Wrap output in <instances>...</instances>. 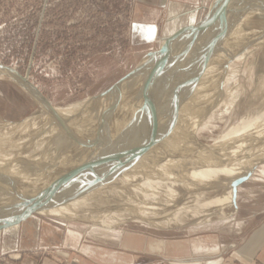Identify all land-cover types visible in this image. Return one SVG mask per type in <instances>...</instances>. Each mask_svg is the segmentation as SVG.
I'll return each mask as SVG.
<instances>
[{
    "label": "rangeland",
    "instance_id": "374dc122",
    "mask_svg": "<svg viewBox=\"0 0 264 264\" xmlns=\"http://www.w3.org/2000/svg\"><path fill=\"white\" fill-rule=\"evenodd\" d=\"M218 1L0 0V65L18 72L49 102V105L42 104L21 84L17 77L0 69V159L2 158L0 167L6 175V172H10L11 169L15 171L16 167L7 163L17 158L19 154V158L27 156L21 160L22 166L24 162L26 163H24L26 166L23 167H30L32 171L42 169L40 172L35 171L30 174H28L29 170L8 173L10 178L8 177L7 183L4 182L7 188L0 189V202L8 201L13 197L12 201L19 200L21 203L27 198L23 196H36L39 186H37L38 189L35 187L33 190L29 189L31 186L34 187L30 184L38 183L40 180L42 182V179L54 176L57 169L63 165V160L71 154L70 149L72 150V148L77 150L76 154L74 153V160L77 163L72 166L66 164L65 172L63 175H59V179L79 167L80 164L90 161L96 154L87 157L85 155L86 147L94 143L95 141L92 140L96 139L99 134L102 136L101 138H105L109 127L113 128L109 133V140H105L106 148L101 157L103 162L82 180L83 183L79 185L80 190L77 191V194L75 193L65 203L63 202L64 204L68 202L67 204H70L74 213L77 212L78 215L62 218L42 211L20 226L0 232L1 263L27 256L28 260L35 264H70L72 261H78L76 253L90 255L98 264H163L167 261L174 262L202 255H205L207 261L212 263L221 259L222 255L240 244L247 232L259 220V214L261 215L263 213L261 211L264 209L263 139L254 138L253 144H250V141V145L245 148L237 145L238 141L248 138L247 134L250 136L252 132L255 133L256 124L259 126L258 133H256L261 136L264 134V124L260 126L261 123H258V116L261 115L259 112H264V45L262 46L261 43L262 40L264 43V35H260L262 32L264 34L262 30V28L264 29V0H249V2L248 0H233L229 3V8L228 4L226 14L242 20L238 23L241 25L240 23L244 22L245 25L242 24L245 26L244 28L238 26L233 32L231 31V35L229 34L223 39L224 41L215 40L216 37L211 32H203L202 35L196 36L194 39L192 36L196 33L189 31L175 45L174 49H177L171 56L160 63L156 69H152L151 73L148 74L149 71H147L143 75L131 79L127 82L129 85L125 89L122 87L109 97L102 98L114 85L145 63L149 54L159 51L170 36L174 35L181 27L189 25L186 24L188 20L193 22L194 19H197L199 21L213 13ZM254 14L255 17H252ZM247 16L255 20L252 18L243 20V17L247 18ZM258 16L263 18H257ZM245 20L248 21L247 26L252 24V27H247ZM254 23H258V25L256 26ZM245 28L250 29L248 33ZM233 33L235 37H233ZM246 36L248 41H246ZM228 39L233 40V42L231 41L232 45L229 42L230 47L226 41ZM223 42L227 45L225 46ZM219 45L223 46L224 50L229 49L225 53L222 50L220 54L218 52L211 57H215V64L217 62L218 65L221 64L219 66H221L222 72L220 76L215 73L216 77L213 78L212 73L208 70L210 74L205 78L202 70L207 69L209 65H206V62L201 63V60L196 57H200L199 55L202 54L201 57L205 59L204 52L219 47ZM182 84H185V87ZM187 84L188 86H186ZM148 86H151L150 90L147 88ZM184 89L191 97L199 90L200 94L205 93V95L202 94L203 101L201 100V103L203 104L209 97L215 99L217 93L222 89L224 95L219 102V107L217 106L215 109L214 102L211 103V106L209 104L207 109L206 105L202 109L203 104L200 105L198 102L201 106L199 107L196 103L198 109H195H200V111L199 115L194 118L188 136H195V141L203 146L192 149L190 144H185L186 146L182 145L184 149L178 146L179 152L169 153L166 151L164 153L167 157H187L186 163L180 161L172 164L168 161L166 164L159 146L156 145L155 150L153 148L150 151H147L144 146L146 140L149 139H155L154 141L157 139L159 144H167V136L163 134L162 130L168 131L167 135L170 134V130L162 127L170 124L169 113L171 111H173V116L177 115L176 122L182 123L181 118L186 109L175 112L177 109L175 107L172 109L171 101L177 97L176 99L182 102L188 96L185 97L187 92L185 93ZM180 90L184 93L181 97ZM175 95L177 96L175 97ZM234 95L240 97L231 105L230 97H235ZM91 103L93 104L90 105ZM123 106L124 108L129 106V108L127 113L121 115L119 111ZM107 108L109 111L112 110L109 119L107 118L108 126L103 117H108L104 115L108 111ZM56 110L67 111H59L60 114H58L55 112ZM86 112H89L90 116ZM62 113L69 114V117L61 116ZM101 113L104 114L99 117ZM33 117L37 119L40 117V120L35 123V126L38 127L37 130L26 133L25 128H18L25 124L27 119ZM102 117L104 120L103 123H100ZM243 118L244 124L242 123L244 122ZM95 122L97 125L94 124ZM250 122L252 124H249ZM103 125L104 128H102ZM11 126H15L14 129ZM40 126L43 129L40 130ZM81 127L83 129L85 127V129L83 130ZM90 129H98L97 131L101 130L102 132L94 133L95 130ZM233 129H236L234 134L237 133V137H233ZM237 129L240 130V133ZM51 131L54 132L44 139V136ZM89 131L93 132H91L93 136L88 134ZM77 133L80 134L81 139ZM230 133L231 135H228ZM151 134H154V137ZM241 134L242 137H240ZM90 136L93 138L90 139ZM231 136L236 140L233 139L232 144L229 141L228 144L231 147L227 148L229 145L221 140H226ZM87 138H89L88 141ZM76 140L78 141L75 142ZM254 142L257 145H254ZM233 144L235 146L232 147ZM40 146L41 149L36 151ZM168 146L173 145L168 144ZM214 146H219L223 151L233 149L230 165L233 163L236 153L239 155L235 164L240 165L242 169L236 172L237 177L253 166H257L253 177L240 187L242 196L241 199H238L236 212L229 211L228 193L225 189L229 174L225 176L224 183L218 189H212L214 185H211V189L208 186L209 189L206 186H201V188L194 186L195 181L190 180L187 175L191 167L198 169L197 172L205 168L204 166L208 162L207 158L203 163H198V160L204 155L203 153L210 152ZM142 147L144 148L140 150ZM213 149L216 152L220 151L217 148ZM186 151L189 155L185 153ZM54 152L58 153L56 156L61 157L52 163H46L52 158L51 154ZM10 153L12 155H9ZM22 153L24 154L22 155ZM139 154L140 156H153L157 161H161L160 164H154L152 160L147 161L153 167V172L159 171L164 176L161 183L159 182L157 185L159 184L165 189H160V191L158 189L156 192L158 194H153V198L152 195L146 194V188L136 189L134 186L128 185L130 182L123 183L120 179L121 173L126 172L125 169H130L141 158L138 156ZM116 155L117 157H115ZM251 155L252 157H250ZM105 158L115 161L112 162L110 159L111 162H108L112 165L108 167L109 163L104 162ZM122 158L124 160H120ZM131 158L133 161L130 160ZM134 161L135 163H133ZM217 161H215L217 164H228L226 161ZM3 162L10 168L6 166V170L3 167ZM125 162L126 164L131 162L130 164L133 165H125ZM244 162H247L246 166ZM157 166L160 167V170L156 168ZM197 172L194 173L193 178H198ZM97 175H99L98 178ZM36 176L37 178L30 182ZM101 176L106 179V184L102 185L104 182L101 179L95 183V186L102 183L98 185L99 188L102 186L107 189H96V191L95 189H86L91 187L95 177V181H97ZM21 179L23 184L16 187L17 180ZM107 179L116 181L117 184L120 183V188L124 185V187L137 190L139 192L136 194L139 195L141 192L142 196L135 198L133 195H127L128 198L120 193L123 189H118L116 184L107 182ZM12 180L15 182H11ZM142 181L144 182L141 187H146L145 182L147 181L152 186L150 189H153V181L148 179ZM217 182L220 181H214L212 184H218ZM77 183L75 181L76 185ZM75 187L71 186L68 189H76ZM203 188L207 191L205 198L202 197L205 193L196 194L198 189ZM91 193L93 199H100V201H95L98 205L101 202L99 207L95 205L94 208L89 206V208L80 207L79 209L76 204L79 202V198L88 197L92 195ZM110 198L114 200L112 207L105 201ZM188 202L192 205L185 206ZM74 204L75 206H72ZM108 212L113 213L111 215ZM120 212L126 220L116 222ZM253 212H256L258 216L252 215L251 217ZM225 213L228 216L231 214V216L229 218L221 217V220L217 219L218 215ZM101 215L114 225L104 227L98 223L97 221L100 220L98 217ZM89 217L95 219H89ZM89 248L94 254L85 253V250Z\"/></svg>",
    "mask_w": 264,
    "mask_h": 264
},
{
    "label": "bare ground",
    "instance_id": "6f19581e",
    "mask_svg": "<svg viewBox=\"0 0 264 264\" xmlns=\"http://www.w3.org/2000/svg\"><path fill=\"white\" fill-rule=\"evenodd\" d=\"M231 2H233V0H223L222 2H221V4H220V6H219V11H221V9H222V11L223 12H226V9H227V6H228V4L229 3H231ZM248 2H249V0H248ZM216 4V3H215ZM257 4V3H256ZM245 6V5H244ZM256 6V5H255ZM213 7H214V5H213ZM230 7V4H229V6H228V8ZM233 9V8H232ZM257 12V11H256ZM254 13V12H253ZM258 14V13H257ZM263 14V13H262ZM239 16V15H238ZM252 17H255V14H254V16H252ZM252 17H248L247 16V18H244L243 17V20L244 19H251ZM241 18V17H240ZM257 18H261V17H257ZM256 18V19H257ZM263 18V17H262ZM261 18V19H262ZM242 19V18H241ZM259 20L260 22L262 21V20ZM252 20H255L254 18H252ZM239 21H242V20H239ZM258 21V20H257ZM245 22H246V26L248 25V21H246L245 20ZM252 22V21H251ZM241 25H238V26H241V27H245V26H243V25H245V23L244 22H242V23H240ZM243 24V25H242ZM255 24V23H254ZM264 24V23H263ZM252 25V24H251ZM250 25V26H251ZM256 26L258 25V23L257 24H255ZM237 26V27H238ZM250 26H247V27H250ZM237 27L235 28V29H237ZM252 27V26H251ZM253 28H254V26H253ZM252 28V29H253ZM239 29V28H238ZM246 29V28H245ZM255 29V28H254ZM253 29V30H254ZM239 30H242V29H239ZM247 30V29H246ZM246 30H245V32H246ZM250 29H248L247 30V33H248V31H249ZM252 30V31H253ZM256 30V29H255ZM258 30V29H257ZM261 30V28L259 29V31ZM262 30L264 31V29L262 28ZM252 31H251V33H252ZM258 31V32H259ZM232 32H233V30H232ZM236 32V31H235ZM234 32V33H235ZM244 31H243V34L245 33ZM234 33H233V37H235L234 36ZM263 33V32H262ZM260 34V35H264V34ZM203 34V32L202 31H200V32H197L196 34H194L192 37H194V39H195V37L196 36H199V35H202ZM232 33H230V35H231ZM237 34V36H239V34L238 33H236ZM241 34V33H240ZM242 35V34H241ZM245 35V34H244ZM258 35V33L256 32V36ZM236 36V37H237ZM249 36H250V34H249ZM252 36H253V34H252ZM240 37V36H239ZM243 37V36H242ZM251 37V36H250ZM241 38V37H240ZM244 38V37H243ZM246 38H247V40L246 41H248V37L246 36ZM251 38H253V37H251ZM193 39V40H194ZM225 39V38H224ZM242 39V38H241ZM250 39V38H249ZM255 39V38H254ZM253 39V40H254ZM257 40H258V38H256ZM229 40V41H228ZM228 40H226L227 42H228V46L230 47L231 45H232V42H233V40L232 39H228ZM240 40V39H239ZM251 40V39H250ZM260 40H262V39H260ZM259 40V41H260ZM224 41V40H223ZM225 41V42H226ZM232 41V42H231ZM241 41V40H240ZM229 42H231V45H230V43ZM244 42V41H243ZM255 42V41H254ZM219 43V42H218ZM257 43H259L258 41H257ZM262 46L264 45V43H263V40H262ZM220 44V43H219ZM223 44H225V46L227 45V43H224L223 42ZM234 44V43H233ZM243 45V44H242ZM261 45V44H260ZM218 46V45H217ZM220 47H222V49H220ZM177 49V48H176ZM176 49H174V50H176ZM220 49V50H219ZM174 50H173V52H174ZM222 50H224L223 49V46H220L219 45V47H215V48H213V49H211L210 51H206V52H204L205 54V56L204 57H206L205 59L204 58H202L201 56H202V54L201 55H199L200 57H196V58H198L199 60H201V63H205L206 65H209L208 66V68L206 69L205 68V70L203 71L202 70V72L204 73V75H205V78H207L208 77V75L210 74V72L212 73V75H213V78L214 77H216V75L217 76H220V73L222 72L221 70H222V68H221V66H219V65H221V64H219L218 65V62H217V64H215V61H214V59H215V57L214 58H211V57H213V56H215V54H218V52H219V54L221 53V51ZM229 50V49H228ZM227 49H225L223 52L225 53V51H228ZM233 50H235V49H233ZM253 52V51H252ZM227 55V54H226ZM195 56V55H194ZM198 56V55H197ZM228 56V55H227ZM195 59V58H194ZM197 59V60H198ZM196 60V61H197ZM228 60V59H227ZM190 62V61H189ZM208 62H210L209 64H208ZM153 65H154V63H153ZM184 66V65H183ZM194 66V65H193ZM197 66H199V65H197ZM234 66H235V64H234ZM174 67V66H173ZM172 67V68H173ZM186 67V66H185ZM206 67V66H205ZM194 68V67H193ZM223 68H224V66H223ZM154 69V68H153ZM197 69V68H196ZM199 69V68H198ZM232 69V68H231ZM210 72H209V71ZM5 70H3V72H4ZM151 71V70H150ZM148 72V74L149 73H151V72ZM229 71V70H228ZM197 72V71H196ZM214 73V74H213ZM215 73H216V75H215ZM236 73V72H235ZM238 74V73H237ZM236 75V74H235ZM211 77V76H210ZM221 79V78H220ZM210 80V79H209ZM213 80V79H212ZM230 80H231V78H230ZM233 81V80H232ZM186 82H188V81H186ZM211 82V81H210ZM210 82H208L209 83V85H210ZM134 83V82H133ZM185 83V82H184ZM126 85L125 86H122L123 87V89H125L126 88V86L127 85H129V83H125ZM196 84H198L197 82H196ZM182 85H184V87H185V84H182ZM206 85H208L207 84V82H206ZM212 85V84H211ZM186 86H188V84L186 85ZM219 86V85H218ZM122 87H120V88H116L110 95H112L113 93H115V92H117V91H119V89H121ZM151 87V86H150ZM149 86L147 87L148 89L150 88ZM183 86H182V88H184ZM211 87V86H210ZM214 86H212L211 88H213ZM129 88V87H128ZM193 88H195V87H193ZM198 88V87H197ZM211 88H209V89H211ZM189 89V88H188ZM208 89V88H207ZM206 89V90H207ZM208 89V90H209ZM150 90V89H149ZM218 90H219V88H218ZM223 90V89H222ZM219 91L218 93H217V89H216V93H217V95H216V98L215 99H210V97L207 99V101L206 102H204V104L203 103H201V100L203 101V99H202V94H200L201 92H196L195 94H193V96L191 97V95L189 96L188 94V92H187V90L185 91V89L183 90V91H185V93H186V95H185V99L184 100H182V102H179L176 98V96L177 95H175V99L173 98V101H171L172 103V105H171V107H172V109H173V107H175L177 110H175V112L176 111H178V110H182V109H186V111H185V114H184V116H182V118H181V121H182V123L181 124H178L176 121H177V118H176V114H174V116L172 115V112L173 111H171L169 114H170V118H169V120H170V124L169 125H167V126H164V127H162V128H164V129H168V130H170V134L169 135H167L168 134V131H164V130H162L163 131V134H165L166 136H167V144H159V141H157V139H156V141H154L155 139H149V140H146V142H145V149L147 150V151H150L151 149H153L154 148V150H155V146L157 145V146H159L160 147V151H161V153L164 155V162H166V164H167V162L169 161V162H172V164L173 163H179L180 161H182V162H184V163H186L187 162V157H183V158H175V157H167V156H165V153L164 152H169V153H172V151L174 152V151H178V146H181V149H184L183 147H182V145L183 146H186V145H189L190 144V148H192V149H194V147L195 148H201V146H203V145H199L195 140V136H193V137H189L188 136V132H189V130H190V128H191V126H192V124H193V122H194V118L196 117V116H198L199 115V111H200V109L199 110H196V109H198V108H196L197 107V105H196V103L198 104V102H200V105L201 104H203V107H202V109H204V107H205V105H206V109H207V107H208V105L210 104V106H211V103L212 102H214V109L215 108H217V106L219 105V102L222 100V97H223V95H224V91ZM183 91L182 90H180L179 92L181 93H179L178 91V93L180 94V97L184 94L183 93ZM193 91H194V89H193ZM125 92V91H124ZM127 92H129V91H127ZM169 92V91H168ZM204 92V91H203ZM221 92H223V93H221ZM213 93V92H212ZM124 94V93H123ZM109 95V96H110ZM128 95V94H127ZM159 95V94H158ZM203 95H205V93L203 94ZM213 95V94H212ZM109 96H103L102 98H106V97H109ZM126 96V95H125ZM156 96H157V93H156ZM196 98H195V97ZM208 96H209V94H208ZM235 96V95H234ZM238 97H240V96H238V95H236L235 97H230L231 99V102H230V104L231 105H233L235 102H236V100L238 99ZM184 98V97H183ZM110 99V98H109ZM200 99V100H199ZM204 99H206V98H204ZM211 100V101H210ZM210 101V102H209ZM125 102L127 103V100H125ZM209 102V103H208ZM93 103H91L90 105H92ZM251 104H252V102H251ZM125 105V104H124ZM250 105V104H249ZM109 106V105H108ZM107 106V107H108ZM198 106H199V104H198ZM102 107V106H101ZM110 107H112V106H110ZM109 107V108H110ZM117 107V106H116ZM126 107V106H125ZM199 107H201V106H199ZM219 107V106H218ZM121 108V110L119 111L120 113H121V115H123V114H125V113H127V109L129 108V106L127 107V108H124V106L123 107H120ZM124 108V109H123ZM196 108V109H195ZM230 108V107H229ZM73 109H75V108H73ZM72 109V110H73ZM108 109V108H107ZM110 109H112V108H110ZM264 109V108H263ZM262 109V110H263ZM67 110H70V109H67ZM67 110H56L55 112L56 113H58V114H60L59 113V111H67ZM71 110V111H72ZM109 110V109H108ZM208 110H210V109H208ZM207 110V111H208ZM261 110V109H260ZM259 110V111H260ZM112 111V110H111ZM110 111V112H111ZM206 111V112H207ZM254 111V110H253ZM54 112V111H53ZM203 112V111H202ZM262 112V113H261ZM261 112H259L260 114V117L258 116V118H259V124H260V126L262 125V124H264V112L263 111H261ZM95 113V112H94ZM106 113V112H105ZM112 113V112H111ZM193 113H196V114H194L193 115ZM201 113V112H200ZM251 113V112H250ZM86 114H88L89 116H90V114H89V112H86ZM95 114H97V113H95ZM104 113H101V115H99V117L100 116H102ZM119 114V113H118ZM117 114V115H118ZM74 115H76L75 113H74ZM104 115H107V114H104ZM113 115V114H112ZM61 116H68L69 117V114H61ZM76 116H78V114L76 115ZM248 116V115H247ZM246 116V117H247ZM52 117V116H51ZM53 117H54V115H53ZM86 117V116H85ZM106 120V124H107V121H109V120H107V117H105V116H103ZM103 117H102V120H100L99 122L100 123H103L102 121L104 120L103 119ZM110 117H112V116H110ZM246 117H245V119H246ZM248 118V117H247ZM83 119V118H82ZM95 119V118H94ZM93 119V120H94ZM100 119V118H99ZM109 119V118H108ZM38 120H40V117L37 119V118H35V117H33V118H31V119H27L26 121H25V124H23L22 126H20V127H18V128H25V132L26 133H28V131H35V130H37V126H35V123H36V121H38ZM90 120V119H89ZM243 120H244V118H243ZM97 121H98V119H97ZM160 121V120H159ZM40 123V122H39ZM97 122H95L94 124H96ZM160 124H161V121L159 122ZM243 124L245 123V120H244V122H242ZM242 123H241V126H242ZM249 124H252V122H250ZM7 125V124H6ZM84 125V124H83ZM83 125H81V126H83ZM97 125V124H96ZM239 125H240V123H239ZM102 126V125H101ZM107 126H108V124H107ZM106 126V127H107ZM206 126V125H205ZM241 126H240V128H241ZM257 126V127H256ZM256 126H254V127H256V131H255V133L257 132V128H259V126L256 124ZM264 126V125H263ZM14 127L15 126H11V128L12 129H14ZM85 127H86V125H85ZM85 127H84V129H85ZM89 127H91V126H89ZM88 127V128H89ZM96 127V126H95ZM250 127V126H249ZM82 128V127H81ZM92 128H94V127H92ZM99 128H100V126H99ZM98 128V129H99ZM102 128H104V125H103V127ZM242 128H243V126H242ZM41 129H43V128H41V126H40V130ZM83 129V128H82ZM81 129V130H82ZM83 129V130H84ZM98 129H90V130H95V131H93L94 133H100V131H97ZM197 129H198V127H197ZM51 130H54V129H51ZM82 130V131H83ZM232 130V129H231ZM234 130H236V129H233V134H234ZM238 130V129H237ZM251 130L252 131H254L252 128H251ZM91 131V132H92ZM97 131V132H96ZM150 131V130H149ZM148 131V132H149ZM162 131H160V133H162ZM239 131V133H240V130H238ZM243 131V130H242ZM23 132V131H22ZM54 131H51L50 133H47V135H45L44 136V139H47L48 138V136L49 135H51V133H53ZM91 132L89 131V133L88 134H90L91 135ZM92 132V133H93ZM102 132V131H101ZM147 132V133H148ZM198 132V131H197ZM150 133H151V131H150ZM242 133V132H241ZM251 133V132H250ZM254 132H252V134L249 136V134H247L248 135V138L247 139H244L243 141L242 140H240V141H238V143H237V145H240L242 148H245L246 146H248V145H250V144H253L252 142H253V139L254 138H261V139H263V142H264V134H262V136H261V134H255ZM78 134V133H77ZM196 134V133H195ZM194 134V135H195ZM232 134V135H233ZM237 133H235L234 134V136L233 137H237V135H236ZM254 134V135H253ZM15 135V134H14ZM21 135V134H20ZM19 135V137H21ZM147 135V134H146ZM152 136L154 135V134H151ZM228 135H231V133L230 134H228ZM17 136V135H16ZM25 136V135H24ZM81 136H84V135H81ZM91 136H93V135H91ZM90 136V137H91ZM94 136H96L95 134H94ZM139 136V135H138ZM226 136V135H225ZM224 136V137H225ZM5 137V136H4ZM12 137H14V136H12ZM11 137V138H12ZM29 137V136H28ZM78 137L81 139V137H80V134H78ZM88 137H89V135H88ZM102 136H100V134L98 135V137H96V139L94 138V140H92V141H96L98 138H101ZM154 137V136H153ZM223 137V136H222ZM223 137V138H224ZM240 137H242V134L240 135ZM10 138V137H9ZM16 138V137H15ZM93 137H91L90 139H92ZM151 138V137H150ZM21 139H23V138H21ZM80 139H79V142H80ZM233 139H235V138H232V136L229 138L228 137V139H226V140H221V141H224L223 143H225V144H228V143H230L229 141H231V143L230 144H232L233 142H232V140ZM3 140H4V138H3ZM89 140V138H87V141ZM236 140V139H235ZM249 140V141H248ZM78 140H76L75 142H77ZM86 141V142H87ZM250 141H251V143H250ZM258 141V140H257ZM78 142V143H79ZM218 142H220V141H218ZM18 143V142H17ZM42 143V142H41ZM46 143V141L44 142V144ZM82 143V142H81ZM89 143V142H88ZM250 143V144H249ZM255 143V142H254ZM262 143V142H261ZM260 143V144H261ZM37 144H38V142H37ZM37 144H35V145H37ZM83 144V143H82ZM168 144H170V145H173V146H168ZM186 144V145H185ZM218 144V143H217ZM221 144V143H220ZM259 144V145H260ZM12 145H13V143H12ZM34 145V146H35ZM38 145H40V144H38ZM42 145V144H41ZM229 145V144H228ZM254 145H257L256 143L254 144ZM43 146V145H42ZM73 146V145H72ZM225 146V145H224ZM233 146H235L234 144L232 145V147ZM19 147V146H18ZM26 147V146H25ZM144 147H142L140 150H142ZM205 147V146H204ZM221 147V146H220ZM225 147H227V146H225ZM229 147H231L230 145L227 147V148H229ZM17 148V147H16ZM35 148H37V147H35ZM39 148L41 149V146L40 147H38V149H36V151L37 150H39ZM76 148V147H75ZM213 148H217L218 150L220 149L219 148V146H217V147H213ZM213 148H211L210 149V152L208 151V152H205V153H203L204 155L202 156V157H200L199 158V160H198V163H203L204 161H205V159L207 158V161L208 162H206V165L203 167L204 169H202V171H200V172H197V171H199L198 169H196L195 167H191L190 169H189V171L187 172V175H189V177H190V180L191 179H193V181H195L194 183V186H197V187H200L201 188V186L202 187H210V189H211V185H214V188H212V189H218L219 187H220V185L222 184V183H224V180H225V176L227 175V174H229L228 175V179H227V181H226V193H228V199H229V201H228V203H229V211H233V212H236L237 210H238V201H237V208L234 206V204H233V190H232V182L235 180V179H237V178H239V177H243V176H245V175H247L248 173H250V172H252L253 174L256 172V169H257V166L255 165V166H253L252 168H250L248 171H245V172H243L242 173V175H240V176H238L237 177V174H236V172H238L240 169H242V168H240V165H238V164H235L236 163V161L238 160V154L236 153V155H235V158H234V161H233V163L230 165L229 163V161H230V159L232 158V154L231 153H233V149H228V151H226L225 150V148H224V150L225 151H223V149H220V151L219 152H216V150H214ZM187 149V148H186ZM257 149V148H256ZM76 150V149H75ZM74 150V148H72V150L70 149V152H71V154L69 155V157L67 158V159H64L63 160V165L62 164H60V165H62V166H60V168L59 169H57V173L54 175V176H49V177H47V179L45 178V180L44 179H42L43 181L41 182V180H40V182H38V183H35V184H33V180H35L36 178H37V176L35 177V178H33L32 180H30V182H32L31 184H30V186L31 185H33L34 187H29V189H35V187L37 188V186H39L38 188H39V192H38V194L39 193H41L43 190H45V189H47L48 187H50L55 181H57L59 178V175H63L64 174V172H65V166H66V164H69V165H74V163H77V162H75V160H74V155L76 154L75 152H77V150L75 151ZM197 151H198V149H196ZM244 150V149H243ZM16 151V150H15ZM15 151H13V152H15ZM145 150H143V152H144ZM205 151V150H204ZM207 151V150H206ZM244 151H246V150H244ZM243 151V152H244ZM250 151V150H249ZM4 152V151H3ZM24 152V151H23ZM179 152V151H178ZM228 152V153H227ZM75 153V154H74ZM145 153V152H144ZM187 155H189L188 154V152L186 151L185 152ZM14 154V153H13ZM24 153H22V155H23ZM58 154V153H57ZM55 152L54 153H52L51 155H52V158L50 159V160H48L46 163H52V161H54L55 159H57V158H59V157H61V156H56L57 155ZM146 154H148V152H146ZM2 155H5V154H2ZM9 155H12L11 153L9 154ZM26 155V154H25ZM38 155V154H37ZM141 155H142V153H141ZM156 155V154H155ZM253 155V154H252ZM252 155L250 156V157H252ZM18 156H19V154H18ZM17 156V158H14L12 161H10L9 163H11V164H9V163H7V161H6V163L8 164V165H14L15 167H16V169H15V171L17 172V171H24L25 172V170H29L28 172V174H30V173H35V171L36 172H40L42 169H35V170H31L30 169V167H23V166H26V165H24V163H23V166H22V161L21 160H23V159H25V158H27V156L26 157H24V156H21V158H19ZM139 157H141L136 163H135V161L133 162V163H135L133 166L130 164V163H128V164H130L132 167L129 169H125V170H127L126 172H124V173H121V181H123V183L124 182H130V184L128 183V185H131V186H134L136 189H140V188H146V194L149 196V195H152V198H153V194H155V195H157L158 193H156L157 191H158V189H159V191H160V189H165V188H162L159 184L157 185V183H161V180L164 178V176H163V174H161V173H159V171L157 172L156 170H155V168H154V172H153V167H151L150 165H149V163L147 162V161H149V160H152L153 161V163L154 164H160L161 163V161L160 160H156V158L155 157H153V156H149V155H146V156H140V154L138 155ZM178 156V155H177ZM114 157V156H113ZM115 157H117V155L115 156ZM135 157H137L136 155H135ZM138 157V158H139ZM71 158H73V159H71ZM119 158V157H118ZM134 158V157H133ZM2 159V158H1ZM0 159V161H2ZM117 159V158H116ZM160 159V158H159ZM162 159V158H161ZM162 159V160H163ZM119 160V159H118ZM120 160H124L123 158L122 159H120ZM131 161H133V159L131 158L130 159ZM216 160H221V161H226L228 164H224V165H221V164H217L215 161ZM245 160V159H244ZM38 161V160H37ZM111 161H112V159H111ZM110 161V162H111ZM113 161H115V160H113ZM112 161V162H113ZM217 161V162H218ZM5 162V161H4ZM3 162V163H4ZM110 162H107V163H109V165H107L108 167H110L111 165H110ZM120 162H122V161H120ZM2 163V164H3ZM6 163H4L3 164V167L5 168L6 166H7V164ZM106 163V162H105ZM163 163V162H162ZM223 163V162H222ZM245 163H247V162H244V164ZM26 164V163H25ZM47 164V165H48ZM121 164V163H120ZM128 164H126V162H125V165H128ZM233 164H235V165H233ZM243 164V165H244ZM5 165V166H4ZM12 165V166H13ZM47 165H46V167H47ZM81 165V164H80ZM104 166L106 165V164H103ZM130 165H128V166H130ZM146 165H148V166H146ZM161 165H163V164H161ZM176 165V164H175ZM242 165V164H241ZM0 166H2L1 164H0ZM12 166H11V168H12ZM30 166V165H29ZM32 166V165H31ZM115 166V165H114ZM156 166V165H155ZM245 166H246V164H245ZM8 168H10L9 166H7ZM116 167H118V166H116ZM127 167V166H126ZM173 167V166H172ZM1 168V167H0ZM157 169H159L158 168V166L156 167ZM6 169V168H5ZM45 169V168H44ZM43 169V170H44ZM123 169V168H122ZM162 169V168H161ZM2 170V171H1ZM1 170H0V189H6L7 188V186H6V184L5 183H7L8 182V177L10 176V175H8V173L10 174L11 172H13L12 171V169H11V171L9 172H6L7 173V175L5 174V171L1 168ZM7 170V169H6ZM160 170V169H159ZM4 171V172H3ZM14 171V172H15ZM162 171V170H161ZM230 171V172H229ZM13 172V173H14ZM23 172V173H24ZM195 172H197V174H198V178L197 177H192V176H194V173ZM229 172V173H228ZM18 173V172H17ZM165 173V172H164ZM16 174V173H15ZM15 174H13V175H15ZM95 174V173H94ZM12 175V176H13ZM96 175V174H95ZM12 176H11V178H12ZM21 176V175H20ZM98 176L99 175H97L96 177L98 178ZM17 177V176H16ZM39 177V176H38ZM95 177V178H96ZM192 177V178H191ZM253 177V176H252ZM10 178V177H9ZM95 178H94V180H93V182L95 181ZM101 179H103V182H104V184H102V185H105L106 184V179H104L102 176L99 178V179H97V181H95L94 182V184H92L91 183V187H89V188H86V189H95V191H96V189H107V187L105 188V187H102L101 186V188H99L100 186H98V185H101V184H97V186H95V183H97L98 181H101ZM149 180V181H153V189H150V187H152L151 186V184H148V182L146 181V180ZM216 179V180H215ZM142 180H145L146 182H145V184H146V187H141V184H143V182L144 181H142ZM220 181V182H217L218 184H212V183H214V181ZM29 181V180H28ZM28 181H26V182H28ZM86 181V180H85ZM84 181V182H85ZM88 181V180H87ZM110 181V180H109ZM108 181V179H107V182H109ZM5 182V183H4ZM11 182H13V180L11 181ZM14 182H15V180H14ZM13 182V183H14ZM154 182H156L155 184H154ZM29 183V182H28ZM77 183V182H76ZM83 183V182H82ZM87 183V182H86ZM85 183V184H86ZM100 183V182H99ZM109 183H113V184H116L118 187H119V184L120 183H118L117 184V182L115 181H110ZM9 184V183H8ZM12 184V183H11ZM21 184H23V180L21 179V180H17V182H16V187L17 186H21ZM39 184V185H38ZM75 184V183H74ZM15 185V184H14ZM13 185V186H14ZM76 185V184H75ZM75 185H73L74 187H75ZM78 185V184H77ZM76 185V189H79L80 190V188H79V186H77ZM87 185V184H86ZM108 185V184H107ZM106 185V186H107ZM115 185V186H116ZM150 185V186H149ZM204 185V186H203ZM89 186H90V182H89ZM10 188H11V186H9ZM23 187V186H22ZM26 187H28V186H26ZM85 187V186H84ZM83 187V188H84ZM207 187V188H208ZM213 187V186H212ZM37 188V189H38ZM82 188V189H83ZM108 188H111V187H108ZM194 188V187H193ZM193 188H191V189H193ZM9 189V188H8ZM14 189H16V188H14ZM81 189V190H82ZM118 189H123V190H121L120 191V193L122 194L123 193V195L124 196H127V195H133V197H135L136 198V196H142V195H140L141 194V192H140V194L138 195V194H136V192H139V191H137V190H133V189H131L130 187H124V185H122L121 186V188L119 187ZM209 189V188H208ZM240 189V188H239ZM27 191V190H26ZM78 191V190H77ZM84 191V190H83ZM86 191V190H85ZM89 191V190H88ZM81 192V191H80ZM91 192V191H90ZM15 193V192H14ZM24 193V192H23ZM26 193V192H25ZM81 193H83V192H81ZM85 193V192H84ZM89 193V192H88ZM88 193H86V194H88ZM202 194V193H205L204 194V196L202 195V197L203 198H205L206 197V193H207V191H205L204 190V188L203 189H198L197 190V193L196 194ZM7 194V193H6ZM38 194H36V195H38ZM77 194V193H76ZM86 194H84V195H86ZM90 194V193H89ZM92 194V193H91ZM93 194H94V192H93ZM93 194L92 195H90V196H88V197H85L84 196V198H79V202L78 203H76L77 204V206H78V208L80 209V207H83V208H89V206H91V208H94V207H96L95 205H97V207H99V205H100V203L101 202H99V205L98 204H96V200L97 201H100V199L98 200V199H93L92 198V196H93ZM96 194V193H95ZM1 195V194H0ZM78 195H79V193H78ZM7 196V195H6ZM11 196V195H10ZM2 197V196H1ZM5 197V196H4ZM3 197V198H4ZM12 197V196H11ZM23 197H27L26 199H28V198H30L31 196H23ZM119 197H121L120 196V194H119ZM128 198H129V196H127ZM143 197H144V195H143ZM202 197H200V198H202ZM2 198V199H3ZM77 199H78V197H77ZM199 199V198H198ZM13 200V197L11 198V199H9L8 201H4V202H0V208L2 209L4 206H6V205H12L11 207H13L16 203H19V200L17 201V200H14V201H12ZM150 201H151V198L149 199ZM71 201V200H70ZM77 201V200H76ZM106 202H108L107 204H110L109 206L110 207H112L111 205H113V199H106L105 200ZM11 202V203H10ZM72 202H74L73 200H72ZM103 202H104V200H103ZM102 202V203H103ZM64 203H65V201H64ZM59 204V205H55V206H52V207H50V208H48L47 210H45V211H43L44 213H48V214H51V215H55V216H58V217H62V218H71V216H76V215H78V213L77 212H75L74 213V210L71 208V205L70 204ZM98 203V202H97ZM192 203V202H191ZM73 204V203H72ZM149 204V203H148ZM185 204V203H184ZM194 204V203H193ZM104 205V204H103ZM190 205H192V204H190L189 202L187 203V204H185V206H190ZM197 205V204H196ZM72 206H75V204L74 205H72ZM108 206V207H109ZM106 207V206H105ZM108 207H107V209H108ZM6 208H10V206H6ZM101 209H102V207H101ZM109 210V209H108ZM89 211V210H88ZM94 211V210H93ZM106 211V210H105ZM111 211V210H110ZM109 211V212H110ZM228 211V212H229ZM108 212V214H111V213H113V212H111V213H109ZM81 213V212H80ZM107 213V212H106ZM114 213H116V212H114ZM103 214H105V213H103ZM233 214V213H232ZM112 215V214H111ZM102 216V215H101ZM99 216L98 217V219H100V220H98L97 222L98 223H100L102 226H104V227H109V225L110 226H113L114 224H111V223H109L108 221H106V217H104V216ZM108 216V215H107ZM229 216H231V214L229 215ZM229 216H228V214H224V215H218L217 217V219H220L221 220V217H228L229 218ZM101 217V218H100ZM89 219H95V218H93V217H89ZM225 219V218H224ZM109 220H111V219H109ZM126 219H125V216H122V214H121V212H120V214L117 216V218H116V222H121V221H125ZM116 225V224H115ZM101 228V227H100ZM111 228V227H110ZM166 228V227H165ZM175 228V227H174Z\"/></svg>",
    "mask_w": 264,
    "mask_h": 264
},
{
    "label": "water",
    "instance_id": "95a60500",
    "mask_svg": "<svg viewBox=\"0 0 264 264\" xmlns=\"http://www.w3.org/2000/svg\"><path fill=\"white\" fill-rule=\"evenodd\" d=\"M223 0H219L215 6L214 12L208 15L207 17L194 21L188 20L186 24L187 26L181 27L174 35L170 36L168 41L164 43L163 47L154 53L148 55V59L145 63L140 65L137 69H135L131 74L127 75L123 78L119 83L114 85L112 89H110L104 96H109L117 87L120 88L124 86V84L139 75H143L147 71L152 70L167 60L173 50L175 45L179 42V40L186 34L191 31L192 33L204 32V33H213V36L216 37L215 40H223L226 38L232 30L239 25V20L237 17H233L227 15L226 12H223L222 9L219 11V6ZM219 5V6H218ZM218 8V9H217ZM154 63V65H153ZM150 67V68H149ZM1 70H5V73L10 74L13 77H17L20 80L21 84L29 90L32 95H34L42 104L49 105V102L42 97V95L35 89L33 86L23 78L18 72L8 67L0 65ZM107 118H109L110 111L107 112ZM105 113V114H106ZM113 128L109 127V130L105 133V138H98L92 144H89L86 147L85 155L87 157L92 156L94 153L96 156L92 158L90 161L84 162L74 170L69 171L65 176L55 181L50 187L43 190L36 196L25 199L21 203L15 204L10 208L3 207L0 208V232H4L6 230H10L14 227L20 226L25 223L29 219L33 218L36 214H39L42 211L47 210L48 208L62 204L64 201L69 199L79 189H68L69 187L75 185V181L78 182V186L81 185L84 178H87L93 170L103 162L101 158L103 152L106 148L105 140H109V133ZM111 158H105L104 162L110 161ZM253 176V173L250 172L243 177H239L232 182V190H233V204L237 208V201L239 197V188L247 183Z\"/></svg>",
    "mask_w": 264,
    "mask_h": 264
},
{
    "label": "crops",
    "instance_id": "0c3cea01",
    "mask_svg": "<svg viewBox=\"0 0 264 264\" xmlns=\"http://www.w3.org/2000/svg\"><path fill=\"white\" fill-rule=\"evenodd\" d=\"M195 16V15H194ZM242 189L239 191V198L241 199ZM239 203V201H238ZM241 206V205H240ZM261 215L259 214V220L252 226L246 236L241 240L233 250L229 251L225 255H222L221 259L209 263L206 256H198L191 259H183L178 261H167L163 264H264V209ZM258 216L256 212L251 214ZM85 253H93L91 249H86ZM78 261H72L70 264H98L90 255L77 254ZM0 264H35L28 260L27 256H21Z\"/></svg>",
    "mask_w": 264,
    "mask_h": 264
}]
</instances>
